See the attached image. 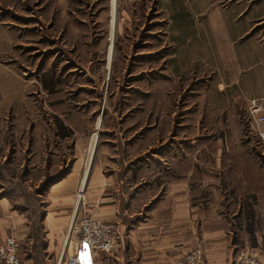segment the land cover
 I'll use <instances>...</instances> for the list:
<instances>
[{
    "label": "rangeland",
    "instance_id": "1",
    "mask_svg": "<svg viewBox=\"0 0 264 264\" xmlns=\"http://www.w3.org/2000/svg\"><path fill=\"white\" fill-rule=\"evenodd\" d=\"M243 57L264 63V0H0V228L29 225L39 255L50 188L75 176L74 245L87 168L115 188L133 165L179 177L176 160L264 213Z\"/></svg>",
    "mask_w": 264,
    "mask_h": 264
},
{
    "label": "crops",
    "instance_id": "2",
    "mask_svg": "<svg viewBox=\"0 0 264 264\" xmlns=\"http://www.w3.org/2000/svg\"><path fill=\"white\" fill-rule=\"evenodd\" d=\"M242 60L241 67L246 68L241 89L251 99L264 98V63L256 64L259 71L252 75L251 67L257 66L246 62L245 57ZM191 164L194 163L174 161L179 177H169L160 183L154 174L150 175V168L133 165L125 169L115 188L111 185L104 188L110 178H101L88 168L84 171L80 184L85 181L83 198L88 203V212L101 220L115 222L118 232L112 252L98 256L92 264H171L194 245L203 250V264H231L237 253L252 248L261 251L264 264V227H258L257 221L264 213L257 208L244 211L243 203L227 199L221 193V179L214 173L202 171L200 177L198 173L186 174L187 168L194 167ZM216 164L218 167L219 163ZM134 172L137 174L132 178ZM233 176L246 179L245 172H235ZM76 185L73 176L58 181L57 191L50 188L49 198L57 202L46 209L42 227L45 243L39 255L32 250L29 225H19L11 232L0 228V242L7 235L19 239L20 256L27 264H65L62 255L75 249V244L66 243L65 231L73 214ZM259 222L264 224V220Z\"/></svg>",
    "mask_w": 264,
    "mask_h": 264
},
{
    "label": "built area",
    "instance_id": "3",
    "mask_svg": "<svg viewBox=\"0 0 264 264\" xmlns=\"http://www.w3.org/2000/svg\"><path fill=\"white\" fill-rule=\"evenodd\" d=\"M249 112L252 125L264 140V98L250 99ZM73 232L75 249L65 258V264H92L95 258L111 253L118 239L116 225L90 214L82 215L69 232ZM21 242L14 235H7L0 242V264H27L20 256ZM261 251L243 250L237 253L231 264H262ZM93 258V260H92ZM171 264H203V250L194 245L186 254L174 259Z\"/></svg>",
    "mask_w": 264,
    "mask_h": 264
},
{
    "label": "bare ground",
    "instance_id": "4",
    "mask_svg": "<svg viewBox=\"0 0 264 264\" xmlns=\"http://www.w3.org/2000/svg\"><path fill=\"white\" fill-rule=\"evenodd\" d=\"M173 261H174V260H173ZM173 261H172V262H173Z\"/></svg>",
    "mask_w": 264,
    "mask_h": 264
}]
</instances>
